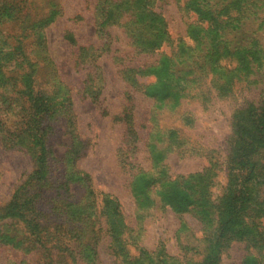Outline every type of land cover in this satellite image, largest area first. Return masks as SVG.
Segmentation results:
<instances>
[{
  "label": "rangeland",
  "instance_id": "374dc122",
  "mask_svg": "<svg viewBox=\"0 0 264 264\" xmlns=\"http://www.w3.org/2000/svg\"><path fill=\"white\" fill-rule=\"evenodd\" d=\"M186 1L156 0V10L164 15L172 38L152 53L133 41V27L125 23L129 17L132 19V13L120 20L121 10L110 1V12L102 18L103 10L100 13L98 8L102 0H31L28 16L19 21L16 0H0V64L10 62L5 69L15 75L30 63L48 91L57 80L66 84L73 99L74 126L84 142L77 168L90 174L93 189L119 199L127 224L141 231L143 246L157 251L164 244L167 253L183 263L192 256L188 245L206 253L201 242L202 222L193 212H179L161 203L160 197L155 205L142 209L131 187L135 175L142 170L139 186L148 202L154 188L148 186L149 177L163 181V186L158 187H164L173 197L181 191L185 193L176 180L197 176L202 195L216 209L217 218H222L224 207H245L254 211L264 228V0H189L187 8ZM207 1L213 10L207 13L209 18L201 19L196 7L207 9ZM219 15L220 20L236 18L223 31L225 58L217 61L216 57L210 67L211 56L222 53L216 42L222 31L213 18ZM143 16L140 12L134 18L138 23L134 28L153 37L146 30L151 25L145 24ZM70 33L74 34L76 44L67 38ZM204 37L214 40L210 42L213 49L204 58L206 76L201 80L190 84L179 79L184 67L180 64L173 67V76L168 63L158 78L130 75L131 69H143L161 58L176 55L180 40L189 48ZM82 47L89 49L85 62ZM135 79L141 85H153L150 92L154 96L147 95L144 88H134ZM7 88L10 98H1L0 104L5 103L1 105V114L7 121L6 128L15 130L20 128L17 113L21 106L15 100L19 88L13 84ZM91 89L98 91V100L93 98ZM12 95L15 97L11 98ZM51 124L49 144L55 155L51 176L62 179L68 163H74L73 159L69 161L73 157L69 155L73 143L69 132L74 128L65 117L57 116ZM130 128L134 131L131 135ZM8 141L0 128V215L35 168L34 151L29 150L28 142L10 146ZM128 144L132 147L128 153L133 156L130 160L138 165L135 169H131L122 150ZM144 187L150 190L147 192ZM71 188L77 201L87 195V189L79 182ZM179 201L186 206L188 200L180 197ZM6 222L15 224L11 229L8 225L5 231L0 219V236L15 233L23 238L30 233L22 223L16 225V220ZM0 241V264L39 261L37 253H26L3 239ZM111 242L112 237L103 232L98 247L100 263L123 264ZM258 247L248 240L233 241L223 251L222 264H246L249 256H259V262L264 264V246ZM131 253L138 252L132 247ZM194 260L201 262L203 254L194 256ZM59 261L73 264L63 257ZM85 261L81 258L78 263V258L76 263L88 264Z\"/></svg>",
  "mask_w": 264,
  "mask_h": 264
},
{
  "label": "trees",
  "instance_id": "16d2710c",
  "mask_svg": "<svg viewBox=\"0 0 264 264\" xmlns=\"http://www.w3.org/2000/svg\"><path fill=\"white\" fill-rule=\"evenodd\" d=\"M109 1L121 10L118 17L120 20L125 14L132 13V19L129 20V17L125 23L129 27H133L130 30L132 32L131 37L137 45L142 44L144 51L154 53L162 47L163 41L171 42L172 37L168 30L167 21L164 15L156 10V0H102L98 7L100 13L103 10L102 18L110 12ZM16 2L18 4L16 7L17 19L22 21V18L29 14L31 0H16ZM188 2L189 0L185 2L184 6L186 8ZM207 4V9L196 7V10H200L201 19L207 17L209 15L207 13H211L213 10V6L208 1ZM140 12L144 15L145 24L150 23L151 26H147L146 30L152 32L153 37L148 33H142L141 30H135L134 26L138 23L136 22L137 18L135 20L134 18L138 17ZM220 17L221 15L213 16L222 31V35L216 39V42L222 48V53L219 51L211 56L210 67L216 57H218L217 61L225 58L226 33L224 34L223 31L231 26L227 23L236 18V16H229L220 20ZM20 24L25 26V23L20 22ZM210 29L209 27L207 31ZM189 31L193 37V27H190ZM67 38L73 44L77 43L74 34L70 33ZM213 40L214 38H211V41L205 40V37L204 40L199 38L195 46H188L189 48H186L184 41L180 40L175 52L176 55L170 58H161L153 64L144 66L143 69L140 67L131 69L130 75H155L158 78L165 72L168 63L170 64L169 73L172 72L175 76L174 68L180 64L184 67L181 68L182 75L179 76V79H186L190 84L197 82L201 80L199 78L206 76L207 62L204 61V58H206L205 56L208 57L206 55L208 50L213 49L210 44ZM88 50L81 48L83 62L88 57ZM14 60L17 61V59ZM7 64H0V102L3 97L5 99L10 98L7 94L9 90L7 85L18 86L17 97L12 95L11 98L15 97L18 105L21 106V110L17 113L20 128L15 130L9 127L6 128L5 122L7 121L1 114V105H5L4 102L0 104V128L3 136L6 140H9L10 146L28 142L29 150L34 151L35 168L27 180L17 188L11 202L0 215L1 226L5 228V231L8 230V225L10 229L14 226V222H6L11 219L17 221L16 225L22 223L25 229H29L30 233L24 234L23 238L17 234L15 235V233L0 236V239L5 241L4 243L11 244L14 248L21 249L26 253H37L39 261L35 264H62L59 261L60 257L66 259V262L69 260L73 264H77L78 258V263H80L81 258L82 260L85 258V262L88 264H99L98 247L103 232H107L112 237L111 247L123 264H222L223 251L233 241L248 240L257 248H259L258 246H264V228L260 225L259 217L255 215L254 211H250L245 207L238 210L239 208L232 205L228 208L224 207L222 218H217L216 209L211 207L202 195L200 181L196 178L197 176L176 180L179 188H185V193L183 194L181 191L176 195L173 194V197L164 187H158V185L163 186V181H157V177H149L148 186L154 188L152 193L149 194L151 202H148L139 186L140 179L143 178L141 174L144 171L142 170L135 175L131 183L139 206L145 209L150 205H155L157 203L156 198L160 197L161 203L170 205L179 212L190 211L196 214L203 225L204 238L201 242L205 245L206 253H202L194 247L192 250L188 245L186 248L192 256L186 257V261L183 263L171 257L167 253L164 244H161L157 251L148 250L141 244V231H136L127 224L119 199L111 193H100L93 189L90 174L77 168L78 156L84 148V142L74 126L76 121L73 111V99L68 88L65 87L66 84L57 80L54 88L48 91L45 85L39 81L37 73L30 67V63H24L21 72L15 75H11V71L5 69ZM56 78L59 79L58 76ZM132 85L137 90L144 88L147 95L151 94L150 91L154 88L153 85H141L136 79ZM90 92H92L93 98L98 100V91L91 89ZM154 94L152 92L151 95L154 96ZM157 99L160 100L159 97ZM158 106H160L159 103ZM57 116L67 118L70 127L74 128L70 129L69 132L73 141L69 151V155H73V157L69 161L71 162L73 159L74 163H68L67 172L62 179H55L51 176L55 155L49 144V136L53 132L51 121L56 119ZM125 118L128 119L129 115H126ZM3 125H5L4 128ZM129 131L130 135L134 133L132 128ZM122 150L126 154L125 160L130 162L131 169H135L138 165L130 160L133 156L128 154L132 152L131 144H128L127 148ZM248 157L252 158V154L249 153ZM254 165L251 162L252 169H255ZM74 182H79L87 189V195L80 201L75 199V194L71 188ZM149 187H144L147 192L150 190ZM50 194H53V196L50 197ZM180 197L183 200H188L186 206L180 203ZM142 216L139 215V218H142ZM16 231L19 233V229H16ZM72 242H76L78 245L73 246ZM80 244L82 245L79 246ZM132 247L137 250L136 255L131 253ZM202 254L203 260L201 262L194 260V256ZM21 264L29 263L23 260ZM246 264L262 263L259 262V256H249Z\"/></svg>",
  "mask_w": 264,
  "mask_h": 264
}]
</instances>
